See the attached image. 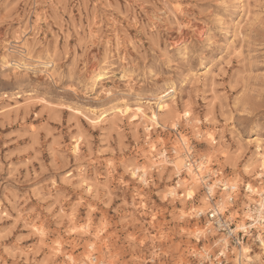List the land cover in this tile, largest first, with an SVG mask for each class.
I'll use <instances>...</instances> for the list:
<instances>
[{
	"label": "rangeland",
	"instance_id": "obj_1",
	"mask_svg": "<svg viewBox=\"0 0 264 264\" xmlns=\"http://www.w3.org/2000/svg\"><path fill=\"white\" fill-rule=\"evenodd\" d=\"M23 45L29 52L16 51ZM161 92L174 93L172 110L192 109L201 123L180 116L172 129L157 108ZM139 102L166 128L148 137L142 123L113 113ZM93 115L107 116L96 125ZM182 136L191 168L213 157L202 176L214 184V171H222L230 186L216 185L204 206L202 178L194 200L185 202L182 182V197L168 195L187 178L169 163ZM152 143L160 152H150ZM258 153L264 0H0V264H71L68 255L76 264H204L206 254L222 255L216 241H229L196 211L204 218L219 209L224 194L234 204L228 199L219 213L236 231L254 220L263 198L248 201L247 187L264 189ZM137 167L147 182L133 176ZM203 230L206 238L196 241ZM250 237L241 246L254 257L261 252ZM240 247L227 248L228 264H238Z\"/></svg>",
	"mask_w": 264,
	"mask_h": 264
},
{
	"label": "bare ground",
	"instance_id": "obj_2",
	"mask_svg": "<svg viewBox=\"0 0 264 264\" xmlns=\"http://www.w3.org/2000/svg\"><path fill=\"white\" fill-rule=\"evenodd\" d=\"M243 12V11H242ZM243 14V13H242ZM245 14V12H244ZM40 17V16H39ZM114 24V23H113ZM241 24V23H240ZM34 26V25H33ZM26 33V32H25ZM116 35V34H115ZM114 35V36H115ZM25 36V35H24ZM26 37V36H25ZM27 40V39H26ZM21 41V40H20ZM109 43V42H108ZM21 44H22V41H21ZM107 45V44H106ZM29 46V45H28ZM28 46L26 45H23V46H19L17 47L18 49H16L17 52H21V53H25L28 51ZM118 47V46H116ZM13 49V48H12ZM29 52V51H28ZM42 61V60H41ZM37 62V61H36ZM12 64H17L19 65L18 62H12ZM16 65V66H17ZM21 65V64H20ZM9 66V65H7ZM27 67V65H26ZM101 70V69H100ZM105 74H103L102 72H98L94 78H96V81H100L104 78ZM97 83V82H96ZM174 93L172 92H161L159 93V95L156 97V100L159 102L157 108H159V112H163V113H167L168 116L171 117V119L173 120L172 121V125H171V128L172 129H175L176 127H178V123H179V120L181 117L185 118L188 122H191V123H201V120L199 118H197L196 116H194L193 114V111L192 109H185V111L183 112V114L179 113L177 114L174 110H172L169 106V104H167V100L168 98H170ZM18 98H21V96H18ZM117 104V103H116ZM125 104V103H124ZM143 104V102H139L137 103L136 107H131V106H128V105H125L123 108H116L113 110V113H115V115L119 118H126L128 120H131V122L133 123H142V125H144V128H145V131L147 132L148 134V137L152 136L153 134V131L156 132L157 129H160V128H166V126L162 123V121L160 120V113H157L155 110H151V109H147V107L141 105ZM147 104V103H146ZM149 106V105H148ZM189 106V105H188ZM187 107V106H185ZM151 108V107H150ZM98 110V109H97ZM102 110V109H101ZM98 111H96L97 113ZM106 112V110H105ZM112 112V111H111ZM80 113V112H79ZM102 113V112H101ZM86 116V115H85ZM92 116V115H91ZM94 117H96V115H93ZM98 116V115H97ZM107 115H104V116H101L99 115L98 117L94 118V119H89L91 120V122L95 123L96 125L97 124H100L104 121V119L106 118ZM113 116V115H112ZM181 116V117H180ZM90 117V116H89ZM108 120V119H107ZM171 121V120H170ZM90 122V121H89ZM121 122V121H120ZM181 122V121H180ZM170 123V122H169ZM168 123H166L167 125ZM196 124V125H197ZM91 125V124H90ZM116 125V124H115ZM117 126V125H116ZM198 129V128H197ZM197 133V132H196ZM199 135V134H198ZM179 138V137H178ZM207 139L209 140V144L212 145L216 138L215 136L209 134L207 136ZM179 141V140H178ZM257 141H260V140H257ZM180 145H177L175 147H173L174 149V153L176 155V158L174 159V161L172 160L171 162H169L173 168V171L176 172V174L178 176H181V173L184 172L183 170L185 169L187 171V178L183 179L181 181L178 180V184L177 186L169 189V192H168V195L170 197H175V196H179V197H182V195H178L177 194V190L178 188H182V184L184 185L183 188H185V194L183 195V197L185 198V202H189L191 200H194L195 197L197 196V185H198V178H201L203 180H205L206 183H204L206 186V189L208 191V197H205L203 199V202L204 204L202 203V205H206V204H209V202L211 200H214L213 198V194L215 193V186L218 185V184H222L224 188V192L225 191H228L230 190V186L228 185V183L224 180H222L221 178H219V175H221L222 171L216 173V171H214L215 175H216V180L214 182V184H210L209 182V175L210 174H207L206 175H203L202 176V172H204L203 170H206L208 167H209V164L211 163L210 161L213 160L212 158H208V156H203L202 157V161L203 163L201 162V164L197 167V168H191V166L193 167H196V165L193 164V162H191V159H188V157L186 156V154H191L190 152V147H189V144L190 142L188 141V139L184 136L180 137ZM260 145V144H259ZM263 146V145H262ZM151 150L150 152H155L157 151V145L155 143H152L151 144ZM260 147V146H259ZM259 149V148H258ZM80 151V147L79 145L76 146L75 148V152L79 153ZM159 151V150H158ZM162 151V150H161ZM146 152V151H144ZM160 152V151H159ZM258 152V151H257ZM185 153V158L182 157L183 154ZM224 153V152H223ZM163 155V157L165 156L166 154V151L161 153ZM257 155V154H256ZM150 157V156H149ZM154 158V156H152ZM162 157V158H163ZM211 157V156H210ZM257 161L259 162V171L257 173V179H262L264 181V153H258L257 157H256ZM168 161V160H167ZM195 161V160H194ZM149 162V161H148ZM154 162V161H153ZM157 162V161H156ZM156 162L153 163V165L157 164ZM210 162V163H209ZM151 163V162H150ZM165 163V162H164ZM163 163V164H164ZM196 163V162H195ZM209 163V164H208ZM253 164V163H252ZM150 165V164H149ZM158 165V164H157ZM161 167V164L159 165ZM140 167V166H139ZM149 167V166H148ZM157 167V166H155ZM163 167V166H162ZM134 173H133V176L134 177H139L141 178V181L142 182H147V179H146V176H147V170H144L143 168H134ZM164 169V168H163ZM197 169V170H196ZM251 169V168H250ZM257 169V170H258ZM196 170V171H195ZM171 172V171H170ZM207 172V171H206ZM255 172V171H254ZM209 173V172H208ZM210 173H211V169H210ZM220 173V174H219ZM205 174V172H204ZM208 179V180H207ZM235 179V178H234ZM235 181V180H234ZM182 182V184H181ZM144 184H147L148 186V183H144ZM235 184V183H234ZM237 185V182L236 184ZM146 186V185H145ZM235 187V186H233ZM248 191L251 192V194L247 197L248 201H252L253 197H256V196H261L263 199L262 200H256L258 201L259 203V208L257 209V213L255 214V219L253 220V222H255L253 225H252V228L255 229V226L256 225H260L262 226L261 228V232L263 231L264 232V223H261L262 220H264V189H259L257 187H252L251 185H248L247 187ZM91 190V187H89L88 191ZM181 190V189H180ZM247 191V192H248ZM229 195V193H228ZM247 196V195H245ZM246 198V197H245ZM230 201V198H226V195L222 194L221 197H220V200L218 201V207L219 209L216 207V208H212V209H215L216 213L218 215H221L223 216L222 214L219 213V211L221 212H225V210L228 208L227 207V204H228V200ZM202 200V199H201ZM183 202V201H182ZM202 202V201H201ZM244 203V202H243ZM246 205V204H245ZM202 206V207H203ZM243 206V204H242ZM204 208V207H203ZM205 209V208H204ZM207 209V208H206ZM223 210V211H222ZM246 211V210H245ZM205 212V210H201V211H196V216L197 217H200L201 215H203ZM249 211H247V214H248ZM243 213V212H242ZM245 213V212H244ZM182 214H185L182 212ZM4 215V214H3ZM245 215V214H244ZM249 215V214H248ZM74 220H75V216L73 217ZM34 228V231L38 232L39 233V236L42 237V239L45 238L46 236V233L41 230V229H38L36 226H33ZM237 229L239 230H243L245 231L247 229V226L244 224V223H241L237 226ZM207 230V228H206ZM206 230H203L201 232H195L194 233V238L196 241H202L203 239L206 238ZM210 232H212V230H210ZM259 231L258 233V236H257V242H258V248L260 250V254H257L256 256H252L251 257V252L252 250L249 249L248 247H244L246 245H243V247L241 246L239 248V255L237 257V262L238 264H263L264 263V235H262ZM99 233V232H98ZM96 237H98V235L96 234ZM222 242L225 246H224V249L222 251V256L225 255L227 252V244L225 242V239H219L218 241H216V243H220ZM228 243V242H227ZM58 245H60L61 243H57ZM217 244V245H218ZM95 245L96 243L93 242L92 244L89 245V248L91 250H94L95 249ZM226 252V253H225ZM226 256V255H225ZM90 258V256H88V259ZM93 258V256H92ZM68 259L70 260L71 264H76L74 258L72 256H69L68 255ZM86 259V257H85ZM96 258H94L93 260L95 261ZM85 261V260H84ZM236 261V260H235ZM85 263V262H84ZM81 264V263H79ZM83 264V263H82ZM98 264H106L104 262V260H99Z\"/></svg>",
	"mask_w": 264,
	"mask_h": 264
},
{
	"label": "built area",
	"instance_id": "obj_3",
	"mask_svg": "<svg viewBox=\"0 0 264 264\" xmlns=\"http://www.w3.org/2000/svg\"><path fill=\"white\" fill-rule=\"evenodd\" d=\"M206 195H208L207 189ZM230 201L234 204L233 199ZM227 217V215H218L215 209H211L205 214L204 218L200 216V219H205V225L211 224L215 231L223 235L229 241V245L227 246L228 249L233 246L240 247L242 244L249 241V238H251L250 236H255V238L257 237L258 231L252 228V225L255 223L253 220H248L246 222L247 229L245 231H236V225L230 217ZM261 223H264V220H262ZM261 233L264 235L263 231ZM204 258H208V260H205L204 264H210V261L213 262L212 264H228L226 257L224 255L222 256L220 252H218L214 257L210 254H206Z\"/></svg>",
	"mask_w": 264,
	"mask_h": 264
}]
</instances>
